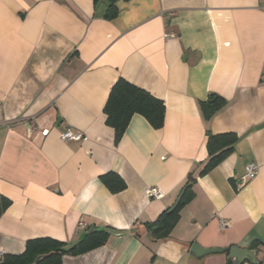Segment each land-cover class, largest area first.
<instances>
[{"label": "crops", "instance_id": "1", "mask_svg": "<svg viewBox=\"0 0 264 264\" xmlns=\"http://www.w3.org/2000/svg\"><path fill=\"white\" fill-rule=\"evenodd\" d=\"M109 2L0 0V252L39 238L69 247L97 229L106 243L62 264H227L226 254L195 259L193 244L253 250L264 264V0H115L113 20ZM119 78L164 102L160 129L134 115L115 143L103 109ZM210 93L226 104L205 121ZM66 130L82 139L61 141ZM208 133L238 141L199 176ZM250 162L258 173L246 182ZM108 173L123 191L107 190ZM190 174L192 198L170 234L140 230L176 204Z\"/></svg>", "mask_w": 264, "mask_h": 264}, {"label": "trees", "instance_id": "2", "mask_svg": "<svg viewBox=\"0 0 264 264\" xmlns=\"http://www.w3.org/2000/svg\"><path fill=\"white\" fill-rule=\"evenodd\" d=\"M114 1L110 0L107 7L105 18L108 20L117 17ZM225 104L226 101L222 97L210 93L205 101L199 102L204 120L209 121ZM103 112L106 117L105 123L113 129L115 143H118L134 115L142 116L153 129H160L164 123L165 105L162 100L155 98L149 92L119 78L109 92ZM237 141L238 137L234 133H208L207 160L203 163L198 175H205L218 166L233 151ZM100 179L112 194L125 189L124 181L117 174L108 173L101 176ZM194 182L195 176L188 175L176 204L165 210L154 222L139 224L140 230L151 232L156 239L167 237L178 221L180 210L192 198L191 187ZM8 205L9 201L0 196V214ZM107 239L108 234L105 231L89 229L76 244L69 247L51 238L29 240L22 254H5L0 259V264H62L64 255H79L89 252L103 246ZM227 264H232L229 258Z\"/></svg>", "mask_w": 264, "mask_h": 264}, {"label": "water", "instance_id": "3", "mask_svg": "<svg viewBox=\"0 0 264 264\" xmlns=\"http://www.w3.org/2000/svg\"><path fill=\"white\" fill-rule=\"evenodd\" d=\"M190 253L195 259H201L205 256L213 254H226L232 261V264H241L244 260H247L250 264H258L255 252L245 248L231 247L204 249L197 244H193Z\"/></svg>", "mask_w": 264, "mask_h": 264}, {"label": "built area", "instance_id": "4", "mask_svg": "<svg viewBox=\"0 0 264 264\" xmlns=\"http://www.w3.org/2000/svg\"><path fill=\"white\" fill-rule=\"evenodd\" d=\"M42 135H45L46 132L42 131ZM61 141L66 142V141H79L82 139V134L81 133H73L70 130H66L61 136H60ZM258 173V166L254 162H250L245 166V175L244 179L246 182H250L255 179ZM145 195L147 198L151 199H160L163 197V193L161 190L158 188H147L145 190ZM228 223L225 220H220L219 222V228L221 230L225 229L227 227ZM80 229H83V224L80 223L78 226ZM2 253L0 252V259L2 258Z\"/></svg>", "mask_w": 264, "mask_h": 264}]
</instances>
